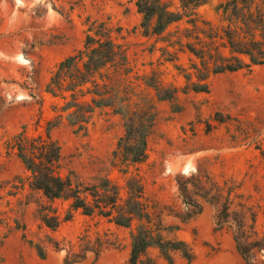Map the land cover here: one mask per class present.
I'll use <instances>...</instances> for the list:
<instances>
[{"label": "rangeland", "instance_id": "1", "mask_svg": "<svg viewBox=\"0 0 264 264\" xmlns=\"http://www.w3.org/2000/svg\"><path fill=\"white\" fill-rule=\"evenodd\" d=\"M225 1L209 0L200 8L201 15L217 22L215 8ZM136 2L0 0V264H66L69 255L79 260L75 264L128 262L137 222L121 227L78 210L58 228H48L40 219V206L53 205L64 217L69 204L48 202L32 191L29 173L9 145L22 129L30 135L45 133L54 105L62 103L45 90L51 73L83 48L93 21L110 27L115 41L126 49L134 74L154 71L179 91L175 101L157 102L148 157L128 175L113 165L125 126L112 109H96L87 131L77 132L67 123L54 129L52 135L61 145V173L85 183L108 175L122 187L128 176L139 175L144 200L164 236L185 240L195 254L190 262L174 252L170 263L151 248L147 255L155 264H244L233 227L218 222V206L199 197L198 188L189 187L201 212L181 218L191 208L184 203L178 181L198 169L202 181L209 180V173L214 181L228 182L235 203L247 201L258 214V228L264 230V65L217 74L208 92L184 91V70L190 71L192 56L172 44L177 41L174 32L184 23L170 26L161 36H144ZM35 244L42 246L44 258Z\"/></svg>", "mask_w": 264, "mask_h": 264}, {"label": "trees", "instance_id": "2", "mask_svg": "<svg viewBox=\"0 0 264 264\" xmlns=\"http://www.w3.org/2000/svg\"><path fill=\"white\" fill-rule=\"evenodd\" d=\"M208 2H136L142 14L140 27L144 36H161L170 26L184 23L182 28L177 27L174 32L177 41L172 42L192 56L190 71L184 70V91L208 92L210 79L217 74L264 65V0H226L215 8L217 22L200 13ZM111 33L105 22L93 21L89 25L83 48L60 61L46 85V92L62 103L54 105V116L47 120L45 133L30 135L22 129L10 139L9 145L28 171L32 191L41 193L48 202L62 200L69 204L64 217L53 205L40 206V219L48 228H58L78 210L85 215H100L121 227L131 228L137 222L131 231L127 264H155V259L147 255L151 248L158 249L170 263L177 251L191 262L195 258L192 246L183 239L166 238L161 225L155 222L144 200L139 175L128 176L122 187L108 175L85 183L61 173V145L52 135L54 129L67 123L77 132L87 131L96 109H112L122 116L125 126V134L113 152V165L128 175L132 166L148 157V138L156 122L157 102L177 99L179 89L165 85L156 72L134 74L126 49ZM202 176V170L198 169L190 178L178 181L184 203L191 208L182 220L201 212L202 205L193 199L195 193L189 187L198 188L199 197L218 206V222L233 227L236 248L244 264H264V230L257 226V212L247 201L235 203L228 182L214 181L209 173V180L202 181ZM35 247L44 258L42 246L35 244ZM78 261L69 255L65 263Z\"/></svg>", "mask_w": 264, "mask_h": 264}]
</instances>
